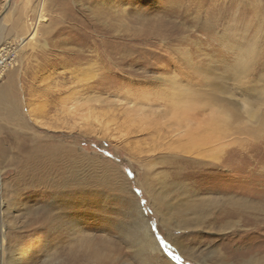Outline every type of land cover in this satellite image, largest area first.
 <instances>
[{"label":"rangeland","instance_id":"374dc122","mask_svg":"<svg viewBox=\"0 0 264 264\" xmlns=\"http://www.w3.org/2000/svg\"><path fill=\"white\" fill-rule=\"evenodd\" d=\"M6 52L0 264H264V124L220 161L178 148L231 100L264 118V0H0Z\"/></svg>","mask_w":264,"mask_h":264},{"label":"bare ground","instance_id":"6f19581e","mask_svg":"<svg viewBox=\"0 0 264 264\" xmlns=\"http://www.w3.org/2000/svg\"><path fill=\"white\" fill-rule=\"evenodd\" d=\"M228 44L230 46H232L231 48H234V45H231L230 43H228ZM228 44H227V46H228ZM255 47L256 46H252V47H249L246 49L237 47V51L239 52L240 56L235 58L234 71H233L232 75L234 76L233 78L235 79V82H236V84H238V86H241V85H239V83H243V80L246 79L245 78L246 74H244V70L248 67V65H252L255 62V59L257 56V50H255ZM239 67L241 70L239 69ZM263 80H264V77H262L261 81H263ZM162 81H165V80L162 79ZM176 86H177L176 91H178V90L181 91L180 89L185 90L184 87H186V86L182 85L181 88H179L177 84H176ZM238 86H237V88H238ZM225 92H227L226 89H225ZM261 92H264V89ZM232 101H234V100L230 101V108H227L226 112H224L223 110H219L220 114L224 113V115H225V116L220 115V119H222L226 116H228V118H229V123H228V126L226 127V129H222L221 130L222 132L219 131V128L221 127V125H225L224 123H222L223 121H220L219 127L217 129L205 130V129H200V128L196 127V129L193 128V130L192 129H190V131L188 130L189 131L188 137H186L185 139L178 140V143H180V146H178V148L180 149L181 153L187 154V156H194V157H196L200 160H204V161H207V160H214L215 162L220 161L222 159L224 152H225L224 147H228L229 145H238L239 144V142H238L239 138H237V139L233 138L234 136L240 137V135H244L245 137H248L249 132L251 133L252 131H254L253 129L249 130L248 127L244 128L241 126L243 128V130H240V127L236 128L239 125V123L240 124L246 123V125L250 123L249 125H251L252 127H253V124L255 122H257V124L258 123L264 124V118H261V117L258 118V116H257L258 110H256V109H258L257 108L258 104L254 103V102H256L255 99L243 97V99H241L240 101H234L233 103H231ZM173 106H177V105L173 104ZM197 120H198V118H197ZM200 120H205V119H200ZM217 121L218 120H211V122H214V123H216ZM185 122H187V121H185ZM189 122H191V120ZM189 122H187V123L190 124ZM197 129L201 130V131H198ZM225 131H228V132H225ZM179 133L181 134V132H179ZM185 133H186V131H185ZM254 133L256 134L258 132L255 131V132H253V134ZM252 136H254V135H252ZM202 137H203V139H202ZM210 143L212 144L213 148L211 147ZM239 145H241V144H239ZM215 147H217V148H215ZM59 150H61V149L54 148L49 153V156L52 159L51 163L59 162L64 157L63 155L61 156L62 151H59ZM33 158H35V157L33 156ZM2 205L4 206V203H2ZM197 205H199V204H197ZM139 211H140V209H139ZM140 216L143 217V213L141 211H140ZM143 220H145V219L143 218ZM146 233H147L146 234L147 243L153 245V247H151L152 249L155 248L156 250L160 251V249L158 248V246L156 244L154 234L151 232V230L149 231L148 227H147ZM2 240H4V234L2 235ZM69 264H81V263H80V260H75L74 263L71 262Z\"/></svg>","mask_w":264,"mask_h":264},{"label":"built area","instance_id":"2783aa9c","mask_svg":"<svg viewBox=\"0 0 264 264\" xmlns=\"http://www.w3.org/2000/svg\"><path fill=\"white\" fill-rule=\"evenodd\" d=\"M6 55H1L0 57V66H5V64H10L13 61V58L11 57L12 54L11 53H3ZM11 57V58H9Z\"/></svg>","mask_w":264,"mask_h":264}]
</instances>
